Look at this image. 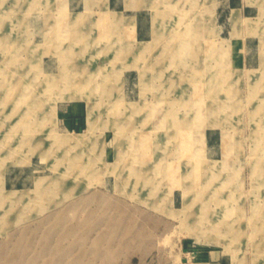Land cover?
<instances>
[{"label":"rangeland","instance_id":"obj_1","mask_svg":"<svg viewBox=\"0 0 264 264\" xmlns=\"http://www.w3.org/2000/svg\"><path fill=\"white\" fill-rule=\"evenodd\" d=\"M0 264H264V0H0Z\"/></svg>","mask_w":264,"mask_h":264},{"label":"crops","instance_id":"obj_2","mask_svg":"<svg viewBox=\"0 0 264 264\" xmlns=\"http://www.w3.org/2000/svg\"><path fill=\"white\" fill-rule=\"evenodd\" d=\"M111 7V3L109 1L108 3V7ZM126 8V6H123V10ZM137 18V17H136ZM135 23H136V32H135V39L136 40H139V41H143V40H148L147 38V34H146V31L143 30V27L140 26V23L139 21L136 19L135 20ZM150 39V38H149ZM211 140V141H210ZM213 143V140L212 138H209L208 140V144H210V146L212 145Z\"/></svg>","mask_w":264,"mask_h":264},{"label":"bare ground","instance_id":"obj_3","mask_svg":"<svg viewBox=\"0 0 264 264\" xmlns=\"http://www.w3.org/2000/svg\"><path fill=\"white\" fill-rule=\"evenodd\" d=\"M23 123H25L23 126H25V128H23L24 130H30V127H31V123L30 122H26L25 120L23 121ZM70 139H72V138H70ZM67 140H69V138L67 139Z\"/></svg>","mask_w":264,"mask_h":264},{"label":"built area","instance_id":"obj_4","mask_svg":"<svg viewBox=\"0 0 264 264\" xmlns=\"http://www.w3.org/2000/svg\"><path fill=\"white\" fill-rule=\"evenodd\" d=\"M191 254H192V256H191V257H189V258H192V259H193V258H194V253H193V252H191Z\"/></svg>","mask_w":264,"mask_h":264},{"label":"trees","instance_id":"obj_5","mask_svg":"<svg viewBox=\"0 0 264 264\" xmlns=\"http://www.w3.org/2000/svg\"><path fill=\"white\" fill-rule=\"evenodd\" d=\"M211 141V140H210Z\"/></svg>","mask_w":264,"mask_h":264}]
</instances>
